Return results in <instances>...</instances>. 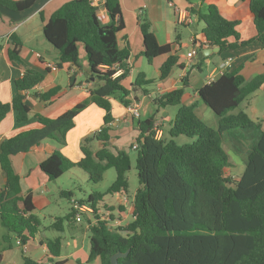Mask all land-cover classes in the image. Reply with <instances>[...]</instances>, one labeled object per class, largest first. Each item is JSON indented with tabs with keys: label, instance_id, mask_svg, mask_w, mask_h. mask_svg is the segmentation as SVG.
Instances as JSON below:
<instances>
[{
	"label": "trees",
	"instance_id": "trees-1",
	"mask_svg": "<svg viewBox=\"0 0 264 264\" xmlns=\"http://www.w3.org/2000/svg\"><path fill=\"white\" fill-rule=\"evenodd\" d=\"M187 1L192 3V0ZM35 2L0 0V6L23 11ZM201 2L205 10L190 6V12L205 24L201 46L219 47L223 51L258 41L264 47V0H248L250 16L256 26V35L248 40H240L239 20L224 17L216 4L207 0ZM103 5L109 16L107 23L102 22L98 14L100 7L91 0H70L43 26L46 39L60 53V64L70 62L81 66L80 45H83L96 85L91 90V99L57 117L38 115L41 127L7 137L1 143L0 164L6 181L0 188V221L7 233L2 237L0 263L4 248L12 246L13 236L26 245L42 226L41 219L34 213L31 193L22 194L20 175L13 167L12 156L28 152L46 139L66 143V135L75 126V118L91 101L106 114L100 130L85 139L80 160L74 162L58 149L43 160L40 167L50 180H57L77 166L94 184L102 181L108 169L114 168L116 180L107 192L92 193L87 200L81 201L94 208L106 193L129 188L131 153L125 149L113 150L110 145L113 120L110 98L119 93L126 106L130 103L127 99L130 90L122 81L131 50L129 46L121 48L118 43V34L125 27L121 0H104ZM141 31L145 47L142 53L149 62L168 55L161 66L160 80L168 78L174 67H186L179 62L180 57L172 53L171 44L158 42L149 21H143ZM10 41L9 57L20 61L22 42L15 33L10 35ZM118 67L124 72L115 77ZM43 79L44 73L32 68L25 70L16 80V96L11 102H0V123L12 110L17 113L19 122L29 119L30 105L25 92ZM151 82L141 72L135 84L143 86ZM263 83L264 74L247 80L238 71H227L201 87L199 96L217 115V128L197 114L195 104L182 103L189 85L187 79L182 87L155 98L158 109L170 105L178 106V110L159 139L156 138V115L139 118V147L135 149L139 186L134 196V220L125 228L112 229L106 219L97 216L96 222L90 225L89 261L100 258L101 264H111L112 256L120 252L123 254L119 257L120 264H264V121L253 120L243 110L232 113ZM58 91L59 87L52 88L41 97L51 99ZM181 135L191 140L179 143L177 138ZM226 137L233 140L238 151H242L245 141H250L245 168L236 179L226 176V169L232 165L224 147ZM92 139L103 144L97 152L87 145ZM62 195L72 198L73 194L63 191ZM71 217H75V212L68 217H58L52 227L63 230V222ZM61 241V237L45 240L53 257L60 255ZM18 264L46 263L25 256Z\"/></svg>",
	"mask_w": 264,
	"mask_h": 264
},
{
	"label": "crops",
	"instance_id": "crops-1",
	"mask_svg": "<svg viewBox=\"0 0 264 264\" xmlns=\"http://www.w3.org/2000/svg\"><path fill=\"white\" fill-rule=\"evenodd\" d=\"M68 1L70 0H36L30 8L23 11H12L0 6V12L3 13L0 16V102H11L16 96V80L23 76L27 68L44 73L42 82L25 92L26 101L30 105L29 119L19 122L17 113L12 110L0 123V146L7 137L41 127L38 115L57 117L79 103L91 99V90L96 85V78L90 70L83 45H80L81 66L70 62L60 64L58 49L46 40L43 32L45 22ZM207 1L216 4L227 19L239 20L237 29L240 40H248L256 35V26L250 16L248 0ZM121 4L125 27L118 34V43L121 48L129 46L131 50L126 61V76L122 82L130 90L127 99L139 103L141 116L135 117L127 111L119 93L110 98L113 115L110 123L112 136L110 145L113 150L125 149L132 153L131 146L140 134L139 118L143 119L155 114L158 119L156 124L166 131L168 128L164 126L167 123L170 126L178 106L169 105L158 109L154 100L173 89L182 87L186 79L189 85L185 88L182 103L195 104L197 114L205 120L203 116L208 114V106L199 96L201 87L218 79L227 71H238L247 80L264 74V47L258 41L236 49L213 50L198 59L200 50L211 48L209 45H200V42L204 41L201 32L205 24L190 12V6L206 9L201 0H192L191 4L187 0H121ZM180 11H186L188 18L185 21L179 19ZM98 14L102 22L109 21L103 4ZM145 20L149 21L150 29L158 42L171 44L172 53L177 54L180 57L179 62L186 65L184 68L174 67L170 76L164 80H160L161 66L168 55H161L149 62L142 53L145 47L141 24ZM185 31L189 32L185 34ZM12 33H15L22 42L20 61L11 59L8 54L9 48L12 47L10 41ZM183 33L185 36L182 35ZM195 39L199 40L198 43L194 42ZM192 50H197V54L190 58L188 53ZM141 72L145 74L146 79L152 80L151 83L144 84L147 85L145 87L135 84ZM92 76L94 79H91ZM139 80L144 82L143 77ZM55 87H59V91L51 99L45 100L41 97L42 93ZM241 110L246 111L255 121H264V83L232 113ZM105 114L103 108L91 101L75 118V126L68 131L66 143L60 144L56 140L46 139L30 151L12 156L13 167L20 175L22 194L31 193L35 204L34 213L41 219L42 226L25 247H22L18 239L13 236L12 246L4 248L0 264H18L25 256L44 260L46 264H54L57 261H61L62 264H101L100 258L88 260L90 248L87 246V234L79 229H72L71 225L75 223L82 225L85 219L86 227L90 229V225L96 222L97 216L109 215L116 220L118 228H125L134 220L133 203L136 191L131 193L128 188L127 191L106 193L96 202L95 212L85 211L80 221H76L75 217L65 220L63 230L52 227L58 217H68L74 212L69 196H63L62 192H71L72 197L76 198L74 185L81 178L89 179L85 172L81 174L79 168L74 166L54 182L41 169V162L58 149L70 160L74 162L80 160L83 156L82 146L85 139L102 127ZM214 121L218 123V118H214ZM87 145L93 152H97L103 146L97 139H92ZM79 174L82 177H78ZM64 177L66 182L63 181ZM5 181L0 164V188L4 186ZM96 192L99 191L91 187L88 193L86 191V196L79 200L85 201L90 194ZM58 195L69 203L67 208L57 201ZM47 219L51 221L47 223ZM6 233L7 230L0 221V249L3 247L2 237ZM57 237L62 239L61 253L58 257H53L45 240Z\"/></svg>",
	"mask_w": 264,
	"mask_h": 264
},
{
	"label": "rangeland",
	"instance_id": "rangeland-1",
	"mask_svg": "<svg viewBox=\"0 0 264 264\" xmlns=\"http://www.w3.org/2000/svg\"><path fill=\"white\" fill-rule=\"evenodd\" d=\"M188 32L189 31H185V34H187ZM185 34L183 33L182 35L185 36ZM145 86H147V85H144L143 87H145ZM175 107H177V106H175ZM207 108H208V114L203 116V117L205 118V121H207V123H209L213 127L217 128L218 123L214 121V118L216 119L218 117H216L217 115H215V112L210 107H207ZM168 124L169 123H167V125H165L164 127L169 128ZM184 140L190 141L191 139L187 136L181 135L180 139H178V142L179 143L185 142ZM241 146H242V151H238L234 146L233 140L229 137H226L224 147L226 148V150L229 154L231 164H232L230 167H228L226 169V176L233 178V179L238 178L240 176L242 170L244 169L246 153H247L248 148L250 147V141H245ZM136 157H137V152L135 149H133L132 153H131L132 168L128 172L129 190L131 193L135 192L139 186L138 172L136 169ZM79 170H80V172H82L81 174H84L83 173L84 171L81 168H79ZM107 171L108 172H107L106 176L98 184H94L87 179L84 180V178H81L80 181L78 183H76L73 187L75 197L77 199H81V198L85 197L86 191L88 193L90 191L91 187L94 188V190H97L99 192H107L108 188L114 183V180L116 178V170L114 168H110ZM81 174H79L78 177H82ZM63 181L66 182L65 177H64ZM57 201H59L63 207L65 206L67 208L69 205V203L64 199V197H59V195H58ZM44 221H45V219H44ZM50 221H51L50 219L46 220L47 223H49ZM86 223L87 222L84 219L82 221V225L75 223V224L71 225L72 226L71 228L74 230L79 229L82 232H85L87 234V237H86V238H88L87 239V246L90 248V241L89 240H90V236H91L92 232L90 229H88L86 227ZM68 233H69V231H68Z\"/></svg>",
	"mask_w": 264,
	"mask_h": 264
},
{
	"label": "built area",
	"instance_id": "built-area-1",
	"mask_svg": "<svg viewBox=\"0 0 264 264\" xmlns=\"http://www.w3.org/2000/svg\"><path fill=\"white\" fill-rule=\"evenodd\" d=\"M91 2L94 4V5H97V6H101L103 3H104V0H91ZM179 19L181 21H185L187 18H188V15L186 13V11H180V14H179ZM197 54V50H192L191 52L188 53V56L190 58L196 56ZM124 72V69L123 68H120L118 67L114 76L117 77V76H120L122 73ZM127 111L135 116V117H140L141 116V110H140V105L138 102L136 101H133V102H130L127 106ZM155 129H156V138H161L162 135H163V129L159 126V124H156L155 126ZM100 130V128L98 129ZM97 130V131H98ZM133 148L134 149H137L139 147V141L136 140L134 141L133 143ZM70 202H71V205H72V208H73V211L75 212V219L76 221H80L82 219V215L85 211H91V212H95L96 211V207L94 208L92 205H89V204H86V203H81V201L77 198H70L69 199ZM103 219H106L108 222H109V225L112 229H118V224L116 222L115 219H112L110 218L109 215L105 216V217H102ZM18 243L22 246V247H25V245H23L21 243L20 240H18Z\"/></svg>",
	"mask_w": 264,
	"mask_h": 264
},
{
	"label": "water",
	"instance_id": "water-1",
	"mask_svg": "<svg viewBox=\"0 0 264 264\" xmlns=\"http://www.w3.org/2000/svg\"><path fill=\"white\" fill-rule=\"evenodd\" d=\"M45 36V35H44ZM46 38V37H45ZM47 40V39H46ZM48 41V40H47ZM49 42V41H48ZM54 46V45H53ZM219 47H211L209 49H204V50H200L198 53V59H201L204 55L209 54L210 52H212L213 50H219ZM91 79H94V76L91 77ZM123 254L118 252L116 254H114L111 258V264H120L119 263V257L122 256Z\"/></svg>",
	"mask_w": 264,
	"mask_h": 264
}]
</instances>
